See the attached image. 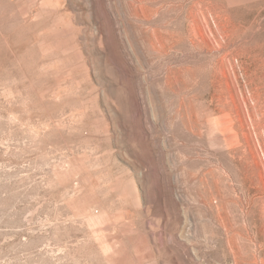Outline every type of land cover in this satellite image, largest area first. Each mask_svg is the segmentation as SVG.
I'll return each mask as SVG.
<instances>
[{
    "label": "rangeland",
    "instance_id": "rangeland-1",
    "mask_svg": "<svg viewBox=\"0 0 264 264\" xmlns=\"http://www.w3.org/2000/svg\"><path fill=\"white\" fill-rule=\"evenodd\" d=\"M0 264H264V0H0Z\"/></svg>",
    "mask_w": 264,
    "mask_h": 264
}]
</instances>
